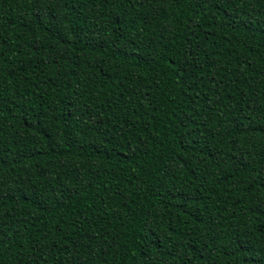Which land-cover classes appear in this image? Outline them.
Instances as JSON below:
<instances>
[{
    "label": "trees",
    "instance_id": "16d2710c",
    "mask_svg": "<svg viewBox=\"0 0 264 264\" xmlns=\"http://www.w3.org/2000/svg\"><path fill=\"white\" fill-rule=\"evenodd\" d=\"M0 264H264V0H0Z\"/></svg>",
    "mask_w": 264,
    "mask_h": 264
}]
</instances>
